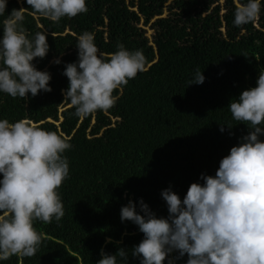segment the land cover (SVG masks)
<instances>
[{
  "label": "trees",
  "instance_id": "obj_1",
  "mask_svg": "<svg viewBox=\"0 0 264 264\" xmlns=\"http://www.w3.org/2000/svg\"><path fill=\"white\" fill-rule=\"evenodd\" d=\"M236 2L88 0L86 13L54 23L31 14L26 0H8L5 15L26 7L29 35L48 32L49 51L34 63L51 73L52 90L29 93L26 100L0 93V118L56 131L72 147L65 153L70 176L59 189L65 215L59 222H36L44 238L35 255H14L0 264H96L102 248L130 250L143 233L132 221H121L123 205L133 200L139 210L143 198L157 216H167L163 189L171 186L183 199L192 182H203L201 173L215 174L249 131L231 119L227 107L256 86L264 70V10L237 27ZM85 31L104 53L116 51L117 44L142 50L146 70L114 91L119 97L114 107L81 119L62 89L69 85L63 70L78 60L77 37ZM57 58L61 63L54 62ZM197 68L204 82L188 85ZM228 122L235 125L222 132L220 123ZM187 259L185 254L176 264ZM128 264H140L130 251Z\"/></svg>",
  "mask_w": 264,
  "mask_h": 264
},
{
  "label": "clouds",
  "instance_id": "obj_2",
  "mask_svg": "<svg viewBox=\"0 0 264 264\" xmlns=\"http://www.w3.org/2000/svg\"><path fill=\"white\" fill-rule=\"evenodd\" d=\"M26 3L31 14L54 23L89 10L88 0ZM7 6L8 0H0V93L26 100L29 93L34 97L52 90L51 73L34 63L49 51L48 32L29 35L23 23L26 7L5 15ZM262 10L264 0H237L233 24L253 22ZM76 46L78 60L66 64L69 85L62 92L81 119L114 107L119 98L114 91L146 70L142 50L117 44L116 51L104 53L89 31L77 37ZM204 80L197 68L188 85ZM227 108L231 119L249 131L220 160L215 174L201 173L203 182H192L183 199L171 186L163 189L167 216H157L143 198L139 210L129 200L121 207V221L138 225L143 239L130 250L119 247L109 253L102 248L96 264H128L129 251L140 264H165L166 258L167 264H176L185 254V264H264V70L256 86L243 90ZM220 125L223 132L235 124ZM71 147L56 131L0 118V261L35 255L44 238L36 222H59L65 215L59 189L70 176L65 153ZM173 252L178 256L172 257Z\"/></svg>",
  "mask_w": 264,
  "mask_h": 264
},
{
  "label": "rangeland",
  "instance_id": "obj_3",
  "mask_svg": "<svg viewBox=\"0 0 264 264\" xmlns=\"http://www.w3.org/2000/svg\"><path fill=\"white\" fill-rule=\"evenodd\" d=\"M147 29H148V35H151L153 33V30L149 26L147 27Z\"/></svg>",
  "mask_w": 264,
  "mask_h": 264
}]
</instances>
